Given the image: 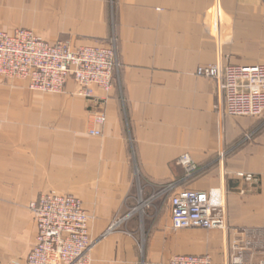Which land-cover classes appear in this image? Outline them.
I'll list each match as a JSON object with an SVG mask.
<instances>
[{
  "label": "crops",
  "instance_id": "1",
  "mask_svg": "<svg viewBox=\"0 0 264 264\" xmlns=\"http://www.w3.org/2000/svg\"><path fill=\"white\" fill-rule=\"evenodd\" d=\"M19 27L77 46L114 31L121 68L108 94L96 89L107 97L103 125L72 79L59 94L0 79V112L27 116L0 117V264H17L22 208L43 192L82 199L93 238L125 218L95 246L92 264L179 254L223 262L247 238L242 228L257 240L247 262L264 264V116H221L216 80L196 74L220 54L224 62L264 63V0H0V28ZM92 127L102 135L89 134ZM183 154L198 166L188 181ZM176 183L222 189L228 230L175 229L164 188ZM36 233L37 224L32 240Z\"/></svg>",
  "mask_w": 264,
  "mask_h": 264
},
{
  "label": "built area",
  "instance_id": "2",
  "mask_svg": "<svg viewBox=\"0 0 264 264\" xmlns=\"http://www.w3.org/2000/svg\"><path fill=\"white\" fill-rule=\"evenodd\" d=\"M119 70V51L114 39L105 46H72L68 42H50L28 28L9 33L0 28V76L27 80L34 90L50 93L63 91L72 77L79 93L91 104L96 125L106 122L107 97H98L96 88L108 94L114 87ZM198 76L216 80L221 114L237 117L264 115V63L225 64L217 61L196 70ZM89 133L101 136L102 130L92 127ZM252 134L246 136L250 139ZM185 180L193 178L198 166L189 154L179 159ZM253 181V175H246ZM222 189L209 191L178 189L168 184L172 225L175 229L220 228L228 230V211ZM244 193V190H241ZM30 209L37 223L36 244L30 250L27 264H92L95 246L116 231L125 218L114 221L98 238L91 235V214L82 199L72 194L47 192L34 200ZM247 238L234 242V251L223 262H215L209 254H179L169 262L143 260L142 264H248L246 250L257 244L255 234L237 229Z\"/></svg>",
  "mask_w": 264,
  "mask_h": 264
},
{
  "label": "rangeland",
  "instance_id": "3",
  "mask_svg": "<svg viewBox=\"0 0 264 264\" xmlns=\"http://www.w3.org/2000/svg\"><path fill=\"white\" fill-rule=\"evenodd\" d=\"M217 16H215V18H216ZM214 23L216 24V25H214L215 27H216V29L215 30H217V27H218V23H219V18L218 19H215L214 20ZM19 28H26V27H19ZM2 29V28H1ZM16 29H18V28H16ZM16 29H14V30H16ZM28 29H31V28H28ZM13 30V31H14ZM31 30H33V29H31ZM5 31V30H4ZM13 31H11V32H13ZM33 31H35L38 35H40V36H42V37H44L46 40H48V41H50V42H56V41H58V40H56V41H51V40H49V39H47L42 33H40V32H38V31H36V30H33ZM6 32H8V31H6ZM11 32H9V33H11ZM114 37H115V39H116V41H117V38H116V35H115V32L114 31H111L110 32V34H109V36L107 37V39H106V41H103V42H98L97 44H91V45H79V46H105V45H107V44H110L111 43V41L114 39ZM60 41H64V42H68V43H70L73 47L74 46H77V45H73L68 39L66 40V39H59ZM117 46H118V41H117ZM118 51H119V46H118ZM223 56H222V54H220V56H219V59L217 60V61H223V58H222ZM224 62V61H223ZM216 63V62H215ZM225 64H240V65H249V64H243V63H238V62H235V61H231V60H229V61H227V62H224ZM211 64V63H210ZM200 66H203V65H200ZM199 67V66H198ZM197 67V68H198ZM120 68H121V64H120V56H119V70H118V75H117V78H116V82H117V80H118V76L120 75ZM197 70V69H196ZM0 79L2 80V84L3 85H5V86H10V82L11 81H13V80H23V79H21V78H16V77H3V76H0ZM70 79H72V80H74L72 77H70L69 79H68V81L70 80ZM24 81H26L27 82V84H28V87L29 88H31L30 87V85H29V82L27 81V80H24ZM68 81H67V83H68ZM75 81V80H74ZM116 82H115V85H116ZM67 83H66V85H65V87H64V89H63V91L62 92H64V90H65V88H66V86H67ZM75 83H76V85H77V88H78V93H79V85L77 84V82L75 81ZM118 83V82H117ZM114 85V86H115ZM32 89V88H31ZM97 89V88H96ZM42 91V90H41ZM62 92H60V93H62ZM53 94V93H52ZM55 94H59V93H55ZM79 95H80V93H79ZM82 96V95H81ZM83 97V96H82ZM85 98V97H84ZM86 99V98H85ZM87 100V99H86ZM88 101V100H87ZM89 102V101H88ZM90 110H91V107H90ZM91 113V112H90ZM264 116V115H263ZM0 117H5V118H27V116H15L14 114H10V113H8V112H6V111H2V112H0ZM262 117V116H261ZM257 118H259V117H257ZM88 132H89V130H88ZM90 134V133H89ZM26 137H27V134H26ZM178 162L180 163V161L178 160ZM255 178V177H254ZM188 180H190V179H187V180H185L184 179V181H188ZM177 184V183H176ZM178 187V186H177ZM184 189V188H183ZM43 193H47V192H43ZM43 193H40L35 199H33L32 201H30V203L27 205V207L26 208H22V215H21V218H22V223H21V233H20V237H19V239L15 242V246H13V249L15 248L16 250H17V254H15V255H13V257H15L16 258V260H17V264H19L18 262H20L21 264L22 263H24V264H27V257H26V259H25V261L23 262V260H24V258H25V256H26V254H27V252L29 251V250H31L30 248L32 247H34V245L36 244V237H37V233H36V236H35V238H34V240H32V232H33V228H34V225L35 224H37L36 223V220H35V218H34V215H33V213H32V211H31V209H30V205H31V203L34 201V200H36L41 194H43ZM224 200H225V203H226V199H225V194H224ZM37 232H38V228H37ZM109 236V235H108ZM249 239H251L252 241H257V240H255V239H253V238H249ZM104 240V239H103ZM8 241V240H7ZM34 244V245H33ZM1 247V246H0ZM251 248V247H250ZM249 249V248H248ZM246 257V256H245ZM14 261V260H13ZM246 262H247V260H246ZM248 264H252V263H249V262H247ZM13 264H15V263H13ZM141 264H142V262H141Z\"/></svg>",
  "mask_w": 264,
  "mask_h": 264
}]
</instances>
